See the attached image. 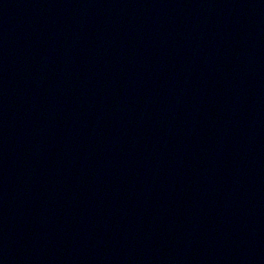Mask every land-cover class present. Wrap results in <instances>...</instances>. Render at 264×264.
Instances as JSON below:
<instances>
[{"label":"water","instance_id":"obj_1","mask_svg":"<svg viewBox=\"0 0 264 264\" xmlns=\"http://www.w3.org/2000/svg\"><path fill=\"white\" fill-rule=\"evenodd\" d=\"M0 264H264V0H0Z\"/></svg>","mask_w":264,"mask_h":264}]
</instances>
